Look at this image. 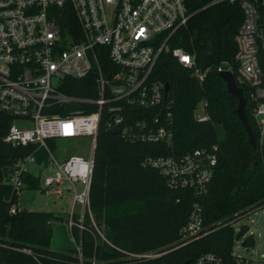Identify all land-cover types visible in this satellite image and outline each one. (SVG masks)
<instances>
[{"label":"built area","instance_id":"1","mask_svg":"<svg viewBox=\"0 0 264 264\" xmlns=\"http://www.w3.org/2000/svg\"><path fill=\"white\" fill-rule=\"evenodd\" d=\"M198 1L0 0V112L13 119L4 141L13 147L37 145L47 150L52 174L42 191L56 199L71 195L67 225L81 261L82 243L75 229L107 242L90 204L102 116H107L108 131L123 123L121 135L132 142L173 144L169 89L153 80L152 74L161 54L168 51L200 83L206 80L210 69L199 67L194 53L168 46L173 35L188 25ZM228 1L240 6L243 19L236 35L235 64L222 62L217 71H229L234 77L236 72L237 84L247 88L260 148L264 147V0ZM70 79H89L91 97L67 94ZM72 105L77 109L69 112ZM129 106L136 107L140 115L133 125H127L122 115ZM200 106L203 113L196 117L205 121L206 103ZM153 110L157 113L151 118L147 114ZM53 139L71 143L88 139V155L66 156L61 147L50 146L48 141ZM35 162L33 152L13 166L12 184L18 192L26 187L20 179L28 172L26 165ZM149 163L161 172L170 189L204 196L213 180L217 155L214 150H196L182 156H161ZM207 231L202 206L195 203L180 230V241L191 243ZM248 238L251 245L244 244ZM240 240V249L246 253L256 248L255 234H245ZM256 253L257 257L237 254L233 248L232 259L225 261L208 252L191 264H264V250Z\"/></svg>","mask_w":264,"mask_h":264},{"label":"trees","instance_id":"2","mask_svg":"<svg viewBox=\"0 0 264 264\" xmlns=\"http://www.w3.org/2000/svg\"><path fill=\"white\" fill-rule=\"evenodd\" d=\"M200 0L190 12L188 25L168 42L171 49L183 48L196 55L198 66L210 69L200 83L192 70L183 67L171 52L164 51L157 61L152 79L169 86L172 103L174 142H132L123 135H109L107 116L103 114L94 154L90 204L94 219L107 242L97 241L89 232L74 234L82 243L83 260L76 248L52 250L53 221L60 217L51 212L21 210V192L13 184L0 183V264H184L213 252L225 261L232 259L236 240L249 230L244 226L236 235L229 227L217 230L214 224L224 217L235 221L264 208V147L254 151L248 134L236 115L238 99L232 96L217 68L222 62L235 64L236 35L243 19L238 4L228 0ZM217 2V3H214ZM235 77L237 78V74ZM65 92L88 98L90 80H68ZM246 115L256 139H259L248 90ZM206 103L208 119H197L199 106ZM156 111H149L151 118ZM127 125L140 118L136 107L122 112ZM165 116V115H163ZM13 119L0 112V170L13 167L18 159L37 149V145L13 147L4 141ZM51 147L58 140L48 141ZM215 147V149H212ZM217 155L213 180L204 196L186 189H170L161 172L149 161L161 156H182L196 150ZM26 189H37L40 177L23 172ZM195 203L202 206L208 233L191 243L181 242L180 230L188 222ZM15 209V213L13 212ZM246 228V229H245ZM180 241V242H179ZM177 242V243H176ZM176 243L152 261L132 257L148 250ZM248 238L245 245H251Z\"/></svg>","mask_w":264,"mask_h":264},{"label":"rangeland","instance_id":"3","mask_svg":"<svg viewBox=\"0 0 264 264\" xmlns=\"http://www.w3.org/2000/svg\"><path fill=\"white\" fill-rule=\"evenodd\" d=\"M76 106L72 105L68 107V111H75ZM203 113V109L200 106L196 113V116H200ZM21 126V123H16ZM88 139H80L76 142H69L58 140V146L64 150L66 156H71L73 154L85 153L88 151ZM212 149H215L213 147ZM211 149V150H212ZM88 154L85 153L84 156ZM36 162L26 165V170L30 173L40 177L39 187L37 189L23 188V191L19 200V208L21 210L35 211V212H51L55 213L60 217V220L53 221V231L54 236L51 240V249L55 251H65L68 249L76 248V243L72 239L70 229L67 225V219L69 217V209L72 207V197L67 194L63 199H56L53 194H46L42 191L44 188L45 179L52 173L49 171V155L45 148L39 147L35 151ZM15 167H6L2 169L4 176V183L10 184L14 181V170ZM235 219H230V217H224L216 221L213 226L215 229L220 230L226 227L233 229L235 234H241L244 226H247L246 236L255 234L256 237V248H252L250 253H246L240 249V244L242 240H237L234 246V250L237 254L247 255L257 257L256 250H264V209L256 211L250 215H247L244 219L238 220L234 225ZM246 229V228H245ZM242 235V234H241ZM180 242V241H179ZM177 243V242H176ZM176 243L164 246L162 248L148 250L139 254V257L134 259L141 261H152L161 256L162 253L172 250L175 248Z\"/></svg>","mask_w":264,"mask_h":264},{"label":"water","instance_id":"4","mask_svg":"<svg viewBox=\"0 0 264 264\" xmlns=\"http://www.w3.org/2000/svg\"><path fill=\"white\" fill-rule=\"evenodd\" d=\"M220 78L226 83V87L228 92L238 99V107L236 109V115L238 116L239 120L242 122L245 131L248 134L249 144L253 148L254 151H257L259 148L258 141L253 133V130L249 124L247 115H246V106H247V99L244 96L243 90L241 87L238 86L234 75L229 72L225 71L219 74ZM169 86L167 85V90ZM124 129V124H120L114 129L108 131L109 135L115 136L121 134ZM4 182V176L2 170H0V183ZM192 261H186L184 264H191Z\"/></svg>","mask_w":264,"mask_h":264}]
</instances>
